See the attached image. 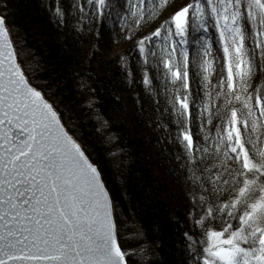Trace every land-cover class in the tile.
<instances>
[{
    "label": "snow or ice",
    "instance_id": "6c2138e0",
    "mask_svg": "<svg viewBox=\"0 0 264 264\" xmlns=\"http://www.w3.org/2000/svg\"><path fill=\"white\" fill-rule=\"evenodd\" d=\"M56 4L58 25L99 22L134 45L117 63L141 72L190 201L182 264H264V0ZM64 115L30 83L0 16V264H157L150 245L121 247L107 176Z\"/></svg>",
    "mask_w": 264,
    "mask_h": 264
},
{
    "label": "trees",
    "instance_id": "16d2710c",
    "mask_svg": "<svg viewBox=\"0 0 264 264\" xmlns=\"http://www.w3.org/2000/svg\"><path fill=\"white\" fill-rule=\"evenodd\" d=\"M184 2L174 0L177 5ZM71 3L60 0V7L68 10ZM56 6V0H0L20 65L30 83L66 113V127L75 128L72 135L107 176L106 186L122 213L117 218L122 248L150 245L148 254L157 264H182L181 234L193 230L187 217L190 201L182 169L172 158L173 145L160 139L164 130L157 127L156 105L140 83L141 72L133 64L127 78L117 63L134 45L124 39L125 33L114 34L99 22L91 31L74 30L75 20L60 26L53 15ZM167 15L144 27L143 34ZM98 120L107 121L100 131Z\"/></svg>",
    "mask_w": 264,
    "mask_h": 264
},
{
    "label": "water",
    "instance_id": "95a60500",
    "mask_svg": "<svg viewBox=\"0 0 264 264\" xmlns=\"http://www.w3.org/2000/svg\"><path fill=\"white\" fill-rule=\"evenodd\" d=\"M0 16H3L2 14H0ZM6 27L8 28V30H9V39H10V41H11V43H12V46H13V49H14V51H15V53H16V56H17V61H18V63L20 64V62H19V59H18V54H17V49H16V46H15V43L13 42V38H12V33H10V29H9V27H8V25H7V22H6ZM21 68H22V70H23V67H22V65H21ZM24 71V70H23ZM25 75H26V73H25ZM26 76H28V75H26ZM30 81V80H29ZM34 87H36V86H34ZM39 89V88H38ZM40 90V89H39ZM43 93V92H42ZM45 99H47L48 100V98L45 96ZM49 101V100H48ZM50 102V101H49ZM51 103V102H50ZM58 111V110H57ZM75 138V137H74ZM79 142V141H78ZM80 143V142H79ZM81 144V143H80ZM82 146V145H81ZM86 152V151H85ZM86 155H88L87 153H86ZM92 162H93V160H92ZM94 163V162H93ZM95 164V163H94ZM107 187V186H106ZM109 193H110V191H109ZM110 195H111V193H110Z\"/></svg>",
    "mask_w": 264,
    "mask_h": 264
},
{
    "label": "rangeland",
    "instance_id": "374dc122",
    "mask_svg": "<svg viewBox=\"0 0 264 264\" xmlns=\"http://www.w3.org/2000/svg\"><path fill=\"white\" fill-rule=\"evenodd\" d=\"M1 14V13H0ZM12 38H13V36H12ZM13 42H14V40H13ZM15 46H16V44H15ZM23 67V66H22ZM24 70V69H23ZM122 247V246H121Z\"/></svg>",
    "mask_w": 264,
    "mask_h": 264
}]
</instances>
